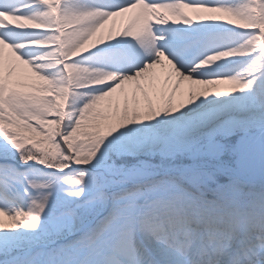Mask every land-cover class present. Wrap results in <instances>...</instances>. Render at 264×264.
Returning a JSON list of instances; mask_svg holds the SVG:
<instances>
[{"label": "snow or ice", "instance_id": "1", "mask_svg": "<svg viewBox=\"0 0 264 264\" xmlns=\"http://www.w3.org/2000/svg\"><path fill=\"white\" fill-rule=\"evenodd\" d=\"M0 264H264V0H0Z\"/></svg>", "mask_w": 264, "mask_h": 264}, {"label": "bare ground", "instance_id": "2", "mask_svg": "<svg viewBox=\"0 0 264 264\" xmlns=\"http://www.w3.org/2000/svg\"><path fill=\"white\" fill-rule=\"evenodd\" d=\"M117 27H120V24L117 23ZM219 87L223 88V87H227L226 85H220Z\"/></svg>", "mask_w": 264, "mask_h": 264}]
</instances>
